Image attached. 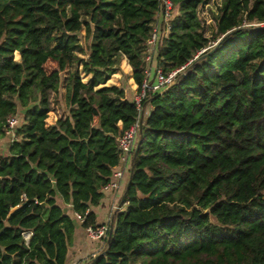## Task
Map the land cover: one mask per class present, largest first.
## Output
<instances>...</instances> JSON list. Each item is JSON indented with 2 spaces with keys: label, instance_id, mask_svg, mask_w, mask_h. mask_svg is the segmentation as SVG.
Masks as SVG:
<instances>
[{
  "label": "trees",
  "instance_id": "trees-1",
  "mask_svg": "<svg viewBox=\"0 0 264 264\" xmlns=\"http://www.w3.org/2000/svg\"><path fill=\"white\" fill-rule=\"evenodd\" d=\"M209 1L171 0L154 62L184 68L143 101L124 210L91 264H264V0H221L211 39L198 18ZM159 11L158 0H0V138L21 115L0 153V264H65L75 223L63 205L99 225L90 207L137 116L126 90L105 84L123 55L141 84Z\"/></svg>",
  "mask_w": 264,
  "mask_h": 264
},
{
  "label": "built area",
  "instance_id": "built-area-1",
  "mask_svg": "<svg viewBox=\"0 0 264 264\" xmlns=\"http://www.w3.org/2000/svg\"><path fill=\"white\" fill-rule=\"evenodd\" d=\"M160 2V11L155 16V22L150 31L149 37L145 42L144 48V78L141 84L137 85L136 93L133 97V102L137 109V116L134 123L123 130V132L117 137V152H118V164L113 167L111 179L103 186V190H115L119 187L122 179L128 175L131 167V159L135 146L140 136V129L148 114V107L143 104V101L149 96L150 93L160 92L173 84L178 73L182 71L184 66L172 69L168 72L162 70L160 66L153 65L154 56L157 52L158 44L161 36L167 35L170 29V19L173 15V3L171 0H158ZM160 18L163 19L164 26L161 29L159 23ZM214 44V43H213ZM206 50L202 49L200 52ZM199 52V53H200ZM20 120L17 114L9 115L6 119L5 136L13 141L15 139V130L19 126ZM121 205H113L111 212L103 223L99 225H87L84 227L87 236L91 240H103L106 242L109 231L112 225L113 215L120 211ZM77 218L80 223L84 221V218ZM30 232L23 233L27 239L30 236Z\"/></svg>",
  "mask_w": 264,
  "mask_h": 264
},
{
  "label": "crops",
  "instance_id": "crops-1",
  "mask_svg": "<svg viewBox=\"0 0 264 264\" xmlns=\"http://www.w3.org/2000/svg\"><path fill=\"white\" fill-rule=\"evenodd\" d=\"M120 61L121 63H123L121 65L122 69L120 70L124 71L127 77V82L122 80L121 83L119 81L118 78L121 75V71L117 70V72L113 74L114 76L113 77L111 76V78L106 82L105 85H119L123 87L126 90L127 99L132 100L137 90V84L133 80L132 68L128 64L126 57L124 55L121 57ZM153 65H155L154 61H153ZM149 109L150 107H148V111ZM118 126L121 127V122L118 123ZM127 176L128 175H126L122 179L117 189L115 190L102 189L103 197L99 201L98 205L90 207V210L95 213V222L97 224H101L105 220H107L113 205L115 204L121 205L122 196L127 182ZM63 207L66 213H68L73 218L75 223L74 230L70 234L67 244V254H66L65 264H91V260L96 255L100 254L101 250L104 248L105 241L91 240L87 236L84 227L79 222L77 215L72 213L70 206L63 205Z\"/></svg>",
  "mask_w": 264,
  "mask_h": 264
},
{
  "label": "rangeland",
  "instance_id": "rangeland-1",
  "mask_svg": "<svg viewBox=\"0 0 264 264\" xmlns=\"http://www.w3.org/2000/svg\"><path fill=\"white\" fill-rule=\"evenodd\" d=\"M220 4H221V0H211L207 4H205L204 6L199 7V9H198V18H199L201 24L204 27V35L206 37H208L209 39H211L212 35L216 31V26H215V22H214V19H213V15L217 14L218 7L220 6ZM245 25H248V24H245ZM253 25H256V24H253ZM84 35H85V30L82 29L80 31V33H79L80 43H81L82 49H83L82 53H80V55H79L81 57L84 56L85 48H86V41L84 39ZM122 64L123 63H121V61H120L118 70L122 69V66H121ZM51 66H52L51 64L48 65V67H51ZM120 71H121V75L118 78L119 81L121 82L123 80V81L127 82V77H126L124 71L123 70H120ZM113 76L114 75H112V77ZM81 77H82V80L84 82L87 81V76H85L83 73H81ZM51 106H52V108H54L56 110L58 115H62L63 114V112L60 109L59 104H57L54 101H52L51 102ZM17 116H18V118L20 120V123H21V115H20L19 112L17 113ZM9 142H10V139L8 137H6V136L0 138V153L1 154H4L7 151V147H8V143ZM222 231L223 232H227L228 228L222 227Z\"/></svg>",
  "mask_w": 264,
  "mask_h": 264
},
{
  "label": "water",
  "instance_id": "water-1",
  "mask_svg": "<svg viewBox=\"0 0 264 264\" xmlns=\"http://www.w3.org/2000/svg\"><path fill=\"white\" fill-rule=\"evenodd\" d=\"M245 28H246L245 26H242V27H240V28H235V29H232V30L227 31L226 33L222 34L221 37H220V38H219V39L213 44L212 49H210V50H209L208 52H206V53H203V51L200 52L198 55H196V56L194 57L193 60H191V61L189 62V64H188V65L186 66V68L183 70L182 75L184 76L194 64L200 62L202 59L205 58L206 55L210 54V53L212 52V50H214V49L220 44V42H221L224 38L228 37L229 35H231L232 33L236 32V31L239 30V29H245ZM140 137H141V136H139L138 142H137V144H136V146H135V149H134V152H133V157H135V155H136V153H137V148H138V146H139ZM131 169H132V167H131ZM122 200H123V198H122ZM13 210H14V208L10 210L9 215L13 212ZM120 210L123 211L124 208L122 207ZM110 235H111V229H110V231H109V234H108L107 240L110 238ZM102 255H103V253H100V254L96 255V256H95V259L98 258V257H100V256H102ZM93 260H94V259H93Z\"/></svg>",
  "mask_w": 264,
  "mask_h": 264
}]
</instances>
